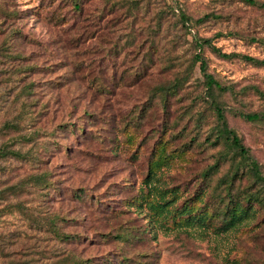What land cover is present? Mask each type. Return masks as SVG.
Returning a JSON list of instances; mask_svg holds the SVG:
<instances>
[{"label":"rangeland","instance_id":"obj_1","mask_svg":"<svg viewBox=\"0 0 264 264\" xmlns=\"http://www.w3.org/2000/svg\"><path fill=\"white\" fill-rule=\"evenodd\" d=\"M242 57L264 61V0H0V150L39 159L0 158V264H264L262 191L212 104L264 176V120L241 117L264 115V67ZM22 101L38 146L4 128ZM43 171L53 186L37 192ZM160 192L204 224H155L135 203Z\"/></svg>","mask_w":264,"mask_h":264},{"label":"trees","instance_id":"obj_2","mask_svg":"<svg viewBox=\"0 0 264 264\" xmlns=\"http://www.w3.org/2000/svg\"><path fill=\"white\" fill-rule=\"evenodd\" d=\"M77 8V5H74ZM11 17H14V14L10 15ZM202 44L205 46H208L214 53L217 55L221 56L222 58L225 59H230L232 58L233 54H226V53H221V51L217 48H215L209 40H203ZM243 60L256 64V65H261L264 67V61H258L256 59H253L251 57H242ZM197 61H200V58L196 59ZM200 71L203 75V79L205 82L206 86V92L208 96L212 97V90L213 88H216L218 90H222L220 87V84L216 82L213 77L206 72V65L204 62H200ZM31 85V84H30ZM30 87H28L29 89ZM25 90V89H24ZM18 102L17 99L15 100L14 103ZM214 111L217 116V120L219 121V136L218 139H222V141L226 144V146L229 148L230 151H233L235 155L240 157V160L244 163V170H247L248 174L252 179L254 180V183L259 186V188L262 191V197L264 200V176H262L260 167L258 163L250 156L249 151L247 148L244 147L242 144L241 139L237 136L235 131L231 130L228 128L224 113L222 109L219 108V106L215 103L212 102ZM242 119L248 121V122H258V121H263L264 120V115L262 114H245L241 115ZM33 118L31 116V112L28 111L27 105L25 102H21L19 106L18 113L16 117H14L13 120H9L4 124V128H12V129H17L18 130V135L14 139V142H22V140H25V142H28L30 144H34V146H38L39 144H36L39 137L41 135H45L40 129H34L32 131L26 132L27 127L31 125V122L33 121ZM82 131V129H80ZM24 131V132H23ZM74 131V130H72ZM52 135V134H50ZM44 145V143H41ZM32 147L29 149V152H22V149L19 148L15 151H12L7 145H4L3 148L0 150V158L6 159L9 156L19 158L21 160L27 159L29 162H32L33 164L36 163V160L38 161L39 159L36 156L37 151H35ZM45 148V146H44ZM153 174L151 171L148 172V175L144 181V184L148 188L154 187L151 185L152 179H153ZM234 177L236 176V172L233 175ZM29 180L32 183L33 188L37 192H43V191H48L49 188L53 186L52 182L49 179V174L45 171L43 172H37L31 174L29 177ZM20 190H22L20 188ZM150 190H148L147 195H149ZM165 193L160 192L157 194V197L154 196L151 200L146 199V197L139 196L138 200L140 203H135L136 206L142 207V205H145V208L148 210L149 213H152L155 218V224L157 221L160 220H176L177 218L182 219L183 215H186L185 217V222L187 224H190L192 222H198L199 224H204V219L205 216L203 214L199 215H193L190 213L189 208L182 207L181 209L178 208H173L172 203L174 202L173 200H166L164 197ZM251 211V205L250 202H248V205L246 207H242L239 205V203H234L231 206L229 205L227 209L224 212V219L226 220L225 226L226 227H232L236 223L242 222L244 219H246ZM152 218V217H151ZM54 219L55 222L50 221V225L53 229V233L57 240L63 241L68 236H65L64 234L60 233L59 227H57V223L59 222L58 218H51ZM46 222V220H45ZM43 223V222H42ZM44 226V224H42ZM48 227V225H47ZM118 238L122 239V236H119ZM90 259L87 260L89 262Z\"/></svg>","mask_w":264,"mask_h":264}]
</instances>
